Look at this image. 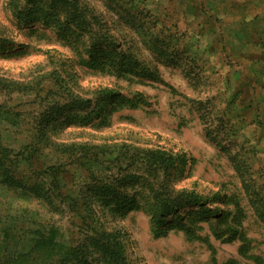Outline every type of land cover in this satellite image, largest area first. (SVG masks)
I'll return each instance as SVG.
<instances>
[{
	"label": "rangeland",
	"instance_id": "1",
	"mask_svg": "<svg viewBox=\"0 0 264 264\" xmlns=\"http://www.w3.org/2000/svg\"><path fill=\"white\" fill-rule=\"evenodd\" d=\"M78 2L62 40L0 0V151L39 145L31 169L64 167L52 187L90 212L10 188L27 166L0 154V264L38 263L17 258L38 228L65 249L113 234L126 264H264V0Z\"/></svg>",
	"mask_w": 264,
	"mask_h": 264
},
{
	"label": "trees",
	"instance_id": "2",
	"mask_svg": "<svg viewBox=\"0 0 264 264\" xmlns=\"http://www.w3.org/2000/svg\"><path fill=\"white\" fill-rule=\"evenodd\" d=\"M21 9V8H20ZM84 6H81L78 0H23V7L22 10L19 12L28 13L27 16H36L31 20L33 23L37 20H44L43 25L47 27H51L54 30L58 31L60 38L62 40L65 39V32L63 31V27H68L71 23L77 29H81L84 26V17L82 16V11H84ZM28 18V17H27ZM26 17H22V20H27ZM31 22V23H32ZM27 24V22H26ZM83 64V63H82ZM86 64V63H84ZM5 145L0 154L4 156L3 160H8L9 156L13 155L16 159L26 164L27 167H14L13 171L7 168H4L2 171L3 178L2 181L7 184L10 188H19L25 189L33 193L38 198H43L48 204H51V197H58L60 198L61 203H67L69 208L73 209L72 212L76 214L87 213L86 217H90V212L87 209H76L74 205H72V200L69 199L67 195H64L61 192L60 186L59 188L52 187L53 186V177L55 176L54 172L60 171V173L64 174L66 170L64 167L60 166H52L49 168H45L43 171H34L31 168H35L37 164H39L41 157L40 146L33 144L32 146H25L23 149H20L17 153H14L13 150H10L9 146ZM54 152L60 154L62 151H58L54 149ZM64 153V152H62ZM92 160V161H91ZM89 160V165H86L88 169L96 167L98 164L97 161L91 159ZM84 166V165H83ZM58 189L60 190L58 192ZM112 189L110 185L105 184V186L99 188V192H111ZM66 197L68 199H66ZM82 198L81 194H78V198ZM74 200V201H77ZM186 201V202H185ZM196 202L195 198L188 194V195H180V201L177 204H174L173 207L183 205L186 206L187 204H192ZM53 208V207H52ZM56 208V207H54ZM164 208V205H163ZM154 216L160 215V207L155 208ZM259 211L263 214V223H264V209H259ZM162 223L157 220L155 225L156 229L160 227ZM15 233V229H8L4 231V235H10L11 239H13V235L10 234ZM32 237L30 239V248L28 253H19L17 254L18 257H25L30 252L35 253V261L39 264L42 261L44 263H71L73 264L72 257L75 259L78 258V255L87 257L88 255V248L92 250H96L101 254L103 259H106L109 264H126L125 258L123 254V249L121 247L120 242L118 239L110 233H103L100 232L96 236L91 237L89 239V243L85 245V247L81 248H67L65 249L62 246H59L57 243V234L54 230H46V229H37L31 233ZM5 253L7 255L12 254L9 245L5 248ZM49 253V255H47ZM48 261V262H47Z\"/></svg>",
	"mask_w": 264,
	"mask_h": 264
}]
</instances>
